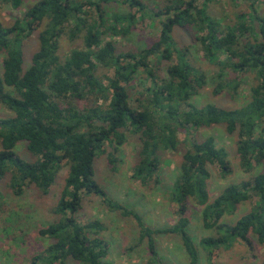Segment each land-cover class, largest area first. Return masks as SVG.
<instances>
[{
	"label": "trees",
	"instance_id": "obj_1",
	"mask_svg": "<svg viewBox=\"0 0 264 264\" xmlns=\"http://www.w3.org/2000/svg\"><path fill=\"white\" fill-rule=\"evenodd\" d=\"M2 1L15 9L23 4V0ZM119 1L40 0L12 26L0 22V104L13 113L0 118V179L12 171L15 194L31 185L46 194L64 166L70 167L54 210L59 219L39 230L41 238L52 243L30 264H66L69 260L112 264L109 245L102 237L106 227L98 220L86 225L80 222L84 199L91 195L133 216L141 238L149 239L153 256L157 255L154 235L179 237L191 264H199L198 247L212 252L237 240L251 247V234L264 245V171L252 181L228 185L212 200L209 166H218L224 175L231 173L229 154L217 146L214 137L198 140L195 135L202 128L225 125L228 134L238 136L242 168L249 172L264 167V15L241 13L234 24L225 23L208 12L213 0H203L201 6L199 0H164V9L156 15L150 10L149 15L164 18L159 38L140 51L124 52L113 38L129 34L137 18L143 19L149 9L141 0H125L120 3L137 8V13L110 17L106 6ZM85 4L96 10L97 21L88 18ZM175 29L186 31L192 44L180 48ZM69 30L72 38L85 32L84 48L63 58L61 40ZM36 32L39 48L26 68L25 42ZM194 49L219 70L212 78L216 96L225 88L237 92L241 78L231 80V75H255L257 84L244 105L224 109L193 102L209 82L208 74L194 63ZM162 61L170 63L164 76L158 69ZM100 67L114 70L112 78L106 77L107 84L98 75ZM144 78L147 87L135 99V107L129 90L136 80L144 84ZM127 133L140 137V162L132 179L142 185L159 174L163 153L176 152L186 144L171 189V199L178 205L175 225L148 228L138 214L110 199L96 179L97 157L111 148L110 163L115 166L113 157L126 142ZM20 143L26 144L35 161L16 153ZM254 199L251 212L235 225L221 222L239 205ZM191 202L203 208V226L217 232V236L201 239L199 246L188 231Z\"/></svg>",
	"mask_w": 264,
	"mask_h": 264
},
{
	"label": "rangeland",
	"instance_id": "obj_2",
	"mask_svg": "<svg viewBox=\"0 0 264 264\" xmlns=\"http://www.w3.org/2000/svg\"><path fill=\"white\" fill-rule=\"evenodd\" d=\"M40 0H23L19 9L0 0V22L9 27L14 24L16 18L23 17L24 13ZM112 3L106 6V11L111 15L126 16L136 14L137 8H131L126 4ZM148 6L149 11L143 15V19L137 18V24L131 32L122 37H114L120 51H140L153 44L160 35L161 20L164 18H150V10L158 14L164 9V0H141ZM203 0H199L201 6ZM88 18L97 21V12L94 8L85 4ZM257 11L264 15V0H213L208 5V12L213 17L223 19L225 23L236 22L241 13ZM154 22V23H153ZM108 23L107 25H110ZM72 38L69 32L61 40V56L67 57L74 49H83V35ZM38 32L25 42L27 65H30L34 53L39 48ZM175 40L180 48L192 44L191 36L182 29H175ZM108 37L107 40H110ZM194 63L208 74L209 82L199 96L193 102L201 107L206 104H215L224 109L240 108L249 99L251 89L257 84L254 74H233L231 80L237 76L241 78L237 92L225 88L220 95L214 94L216 83L212 78L217 76L218 68L210 65L203 58L202 53H195ZM224 59V56L222 57ZM155 64L157 61L155 60ZM169 62L162 61L158 65L159 74L165 75ZM100 77L114 76V70L100 67ZM133 82L131 92L132 105L137 106L136 98L142 97L143 89L147 87V80L144 78ZM229 81V80H227ZM107 84V78L104 79ZM227 83V82H226ZM83 105V104H82ZM81 105V106H82ZM11 113L0 104V118L11 117ZM198 140L207 137H214L219 148H224L229 154L231 173L224 175L218 166L210 165L211 179L209 191L211 199L219 196L230 184H239L243 181H252L258 174L264 171L263 166H256L247 172L242 168L237 152L238 136L230 135L225 125H213L209 128H202L196 132ZM183 141L184 137L179 136ZM186 144L182 145L176 152H166L161 157V168L159 174L147 185L132 179L136 165L140 162V137L127 133L126 142L114 155L115 166L110 163L107 149L105 154L97 157L95 162L96 179L107 192L110 199L118 205L138 214L145 225L153 230L173 226L178 221V205L171 199V189L179 176L182 163V153ZM1 150V144H0ZM16 153L24 160L35 161V158L28 152L25 143H20ZM69 166L65 165L58 174L55 185L48 193H43L34 185L25 187L23 193L15 194L13 184V172L9 171L0 179V264H30L31 259L44 251L52 241L48 238H41L39 230L59 219L54 210L60 199L65 179L69 173ZM257 199L241 204L233 214L225 215L222 223L233 226L236 222L250 213ZM202 207L194 203L189 204L188 216L190 225L188 231L199 246L203 238L217 236L215 230H208L203 226ZM80 222L88 224L98 220L105 227L106 231L102 237L109 245L108 261L112 264H191L190 258L183 246L181 239L175 235H154V249L156 256L151 253L148 238H141V231L138 221L131 215H125L123 210L113 209L100 196L91 195L85 197L83 209L80 214ZM252 245L247 246L239 240L232 245L214 249L212 252H205L199 247V264H262L264 262V245L260 244L254 234H251ZM66 264H80L69 260Z\"/></svg>",
	"mask_w": 264,
	"mask_h": 264
}]
</instances>
